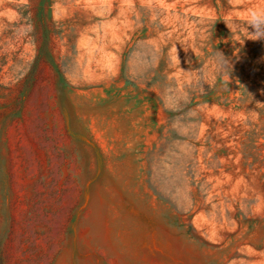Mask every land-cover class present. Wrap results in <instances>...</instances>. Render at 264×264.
<instances>
[{"label":"rangeland","instance_id":"rangeland-1","mask_svg":"<svg viewBox=\"0 0 264 264\" xmlns=\"http://www.w3.org/2000/svg\"><path fill=\"white\" fill-rule=\"evenodd\" d=\"M253 10L0 0V264H264Z\"/></svg>","mask_w":264,"mask_h":264},{"label":"clouds","instance_id":"clouds-1","mask_svg":"<svg viewBox=\"0 0 264 264\" xmlns=\"http://www.w3.org/2000/svg\"><path fill=\"white\" fill-rule=\"evenodd\" d=\"M249 23L255 28L259 29L261 23H264V10H253L248 15ZM228 24V27L231 29L232 32L235 31V28L232 24ZM254 37L255 39H264V33L257 31L255 33L250 34V38Z\"/></svg>","mask_w":264,"mask_h":264}]
</instances>
